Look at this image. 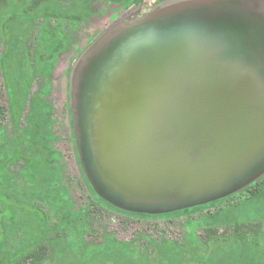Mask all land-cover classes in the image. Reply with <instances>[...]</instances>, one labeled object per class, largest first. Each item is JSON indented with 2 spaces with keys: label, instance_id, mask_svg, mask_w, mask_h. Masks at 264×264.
Listing matches in <instances>:
<instances>
[{
  "label": "rangeland",
  "instance_id": "374dc122",
  "mask_svg": "<svg viewBox=\"0 0 264 264\" xmlns=\"http://www.w3.org/2000/svg\"><path fill=\"white\" fill-rule=\"evenodd\" d=\"M31 1L0 0V108L5 111L0 115V167L15 150L7 111L9 98L18 110L19 142L24 151L30 149L34 115L47 134L37 135L39 151L33 155L37 173L24 161L12 164L0 176V194L37 204L51 222L62 209L71 211L59 235L51 240L52 251L42 264H264V185L249 194L242 191L252 179L264 175V156H257L255 163L247 166L249 158L263 149L257 144L249 149L248 158L242 157L246 134L241 145L227 152L222 165L221 171L230 166L235 175L242 168L247 171L226 188L239 194L222 206L210 204L217 197L192 205L202 206L196 213L162 216L171 211L126 210L98 194L102 200L95 198L99 207H93L89 217L76 215L92 194L84 176L91 184L76 125L82 108L78 98L83 69L88 64L94 67L106 63L104 52L114 46L117 54L145 46L152 68L165 65L167 61L162 57L156 60L150 54V49L152 54H160L163 47L170 65H194L199 69L196 77L190 70L182 78L198 81L202 91L212 80L218 81L217 71L212 70L209 76L205 68H222L230 59L229 52L242 44L248 54L246 92L257 99L255 106L259 102L264 108V54L257 33L263 19L257 0H73L62 8L39 7L37 16L27 13ZM64 12L81 19L55 15ZM176 24H181L187 35L183 44L163 38ZM195 34L200 36L195 38ZM121 42L125 43L121 46ZM194 53L199 57L194 59ZM207 54L209 60L204 58ZM131 67L133 76L112 84V92L114 88L116 92H127L135 80L141 79L143 67ZM152 71L148 80L153 81V88L149 83L147 88L162 92L166 74L156 68ZM169 77L180 79L177 73ZM169 100L170 107L178 101L172 97ZM181 102L189 104L186 98ZM118 103H122L120 107L126 105L123 100L112 101L116 107ZM252 127L245 126V130ZM40 159L44 161L42 167ZM254 191L257 193L252 194ZM19 215L29 214L20 211ZM26 222L11 226V232L31 238L36 227L30 230ZM238 224L247 226L236 232ZM208 226L226 229L227 234L206 244L194 243L192 238Z\"/></svg>",
  "mask_w": 264,
  "mask_h": 264
},
{
  "label": "water",
  "instance_id": "95a60500",
  "mask_svg": "<svg viewBox=\"0 0 264 264\" xmlns=\"http://www.w3.org/2000/svg\"><path fill=\"white\" fill-rule=\"evenodd\" d=\"M257 2L256 5L261 8L263 19L262 27L259 26L257 33L259 32L260 49L264 54V9H262L264 0ZM180 25L176 24L172 32L163 34V38L165 37L167 41L185 43L184 38L187 35L181 30ZM140 34L141 32L139 36ZM199 36L195 34V38ZM124 43L121 42V46ZM147 49L139 45L132 51H122L117 54L115 46L109 47L103 55L107 60L106 63L102 62L100 66L94 67L88 64L82 71L79 105L81 101L82 108L90 110L92 115L106 114L108 113L106 110L112 111V114H116V110H129L126 131L132 140L142 139L140 143L134 142L133 145L120 147L118 151L124 159L119 157L120 159L115 158V161L114 157H111L108 160V167L115 171L117 168L121 180L130 179L132 186L141 189L140 192L146 195L139 198V202H134L136 211L167 212L230 194L234 189L226 188L232 186L239 176L241 179L247 171H243L242 168L235 175L230 166H226L221 171L227 152L241 145L245 140L242 137L246 134L248 139L245 141L244 150L241 151L242 157L248 158L249 149L257 144L259 149H263L261 154L249 158L247 166L255 163L257 156H264V126L261 127L264 123V108L259 102L255 106L253 102L257 99L246 92L245 83L249 74L248 54L245 48L242 44L237 45L229 52L230 59L222 68H205L204 72L209 76L212 70H216L218 81L212 80V83H208L202 91L198 89V81L182 78L183 75L190 74V70L196 77L199 71L196 66L170 65V59H165L163 47L160 54H152L153 51L150 49L152 58L157 60L162 57V60L167 61L165 65H153V68L164 70L166 74L167 79L160 87L162 92H152L147 88L148 83L151 84L150 89L153 88V81L148 80L153 74V68L151 58L147 57ZM117 56L120 59H117ZM197 57L198 54L194 53V59ZM204 58L209 60L210 54L205 55ZM132 65H136V68L139 65L143 67L141 79H137L136 76L137 80L134 81L133 88L127 92H116L115 88L112 92V84L123 83L125 79L133 76L130 72ZM171 73L179 74L180 79L171 80L169 77ZM170 97L178 99L172 107L169 104ZM181 98L189 100V104L181 102ZM113 100L114 102L123 100L126 105L120 107L122 103H118L116 107L112 105ZM256 108L257 111L253 112ZM136 111L146 114V117L139 121V117L132 116ZM252 116H256V120H253ZM159 120L167 126L163 131L168 132L170 143L166 144V147L151 148L145 140L147 134L144 126L152 125L155 128ZM245 126L253 127L246 131ZM88 178L92 182L90 176ZM158 182L160 185L166 183L167 186L160 190L149 188L148 185L153 183L159 185ZM158 190L165 194L166 199L157 205L155 199L150 197L158 193Z\"/></svg>",
  "mask_w": 264,
  "mask_h": 264
},
{
  "label": "trees",
  "instance_id": "16d2710c",
  "mask_svg": "<svg viewBox=\"0 0 264 264\" xmlns=\"http://www.w3.org/2000/svg\"><path fill=\"white\" fill-rule=\"evenodd\" d=\"M73 0H32L27 13L32 16H37V8L39 7H53L62 8L70 5ZM57 17L71 20H80L79 16H72L66 12L55 13ZM61 45L58 47L60 48ZM3 59V57H1ZM1 69V68H0ZM9 116L12 122V132L13 140L15 144V150L9 161L0 167V176L5 175L8 168L17 163L18 161H24L25 164L32 169L33 173H37V161L33 159L35 152L39 151V142L37 140V135L47 134V132L40 128L35 115L32 117L33 131L30 137V149L26 152L19 142L18 135V110L14 102H10L7 107ZM3 107L0 108V115L4 113ZM43 159H40V166L43 165ZM87 183L89 184L92 194L89 196L88 203L84 207H81L76 214L77 216L89 217L92 213V209L98 206L95 198L101 199L100 196L95 192L89 183L86 175L84 174ZM264 185V175L255 179L251 183L245 185L242 189L243 192L249 194L251 190L256 187ZM257 193L256 191L252 192ZM238 193H230L225 196L218 198L215 202L210 204H216L222 206L228 200L234 198ZM102 200V199H101ZM104 201V200H103ZM108 203L107 201H105ZM111 205L110 203H108ZM113 206V205H111ZM99 207V206H98ZM115 207V206H114ZM202 206H190L186 208L176 209L171 212L161 213L162 216L171 215H183V214H193L200 211ZM20 211H24L29 215H19ZM71 211L68 209H62L54 221H50L47 215L40 209L37 204L34 203H24L18 198L12 199L9 196L0 194V264H42L46 258L50 255L52 251L51 240L56 238L61 232V228L70 219ZM29 217V219H28ZM27 220V222H26ZM29 226L30 230L33 227V235L28 238L22 233H12L10 230L11 226H19L21 223H25ZM247 225H236V232L242 231ZM227 234L226 229L220 230L217 226H208L202 229L199 235L192 238L194 243H208L217 239L225 237Z\"/></svg>",
  "mask_w": 264,
  "mask_h": 264
},
{
  "label": "crops",
  "instance_id": "0c3cea01",
  "mask_svg": "<svg viewBox=\"0 0 264 264\" xmlns=\"http://www.w3.org/2000/svg\"><path fill=\"white\" fill-rule=\"evenodd\" d=\"M94 111L102 112L104 110ZM106 111H108L106 114L98 113L92 115L88 109L81 108L78 110L76 125L79 126L81 131L79 133L83 164L93 182L90 181L93 188L95 191L97 190V194L113 205H120L126 210L136 211L137 207L134 202H139L138 199L146 195L140 192L141 189H135L130 179L121 180L119 170L116 168L115 171L108 167V160L111 157H114V159L123 158L118 149L127 147L128 144L133 145L134 142L140 143L142 139L138 138V141L132 140L126 131L129 110H116V114H112V111L109 110ZM135 113L132 116H135V118L139 117V121L146 117V114L140 111ZM156 116L160 117V115ZM147 117H152V115H147ZM144 127L147 134L145 140L151 148L169 145L168 132L163 131V129H167V126L162 123V120L157 121L155 128L152 125ZM158 184L153 183L148 186L153 190H160L167 186L166 183L160 185L158 182ZM159 190L158 193L150 197L155 199L154 202L157 205L166 199L165 194Z\"/></svg>",
  "mask_w": 264,
  "mask_h": 264
}]
</instances>
